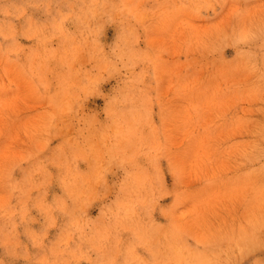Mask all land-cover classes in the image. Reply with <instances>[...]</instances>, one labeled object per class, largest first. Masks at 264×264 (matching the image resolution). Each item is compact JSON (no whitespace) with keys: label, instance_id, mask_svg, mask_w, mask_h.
Wrapping results in <instances>:
<instances>
[{"label":"rangeland","instance_id":"1","mask_svg":"<svg viewBox=\"0 0 264 264\" xmlns=\"http://www.w3.org/2000/svg\"><path fill=\"white\" fill-rule=\"evenodd\" d=\"M0 264H264V0H0Z\"/></svg>","mask_w":264,"mask_h":264}]
</instances>
